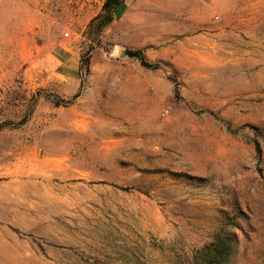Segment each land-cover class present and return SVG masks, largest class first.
Returning a JSON list of instances; mask_svg holds the SVG:
<instances>
[{"label": "rangeland", "instance_id": "obj_1", "mask_svg": "<svg viewBox=\"0 0 264 264\" xmlns=\"http://www.w3.org/2000/svg\"><path fill=\"white\" fill-rule=\"evenodd\" d=\"M102 4L0 0V264H264V0Z\"/></svg>", "mask_w": 264, "mask_h": 264}, {"label": "trees", "instance_id": "obj_2", "mask_svg": "<svg viewBox=\"0 0 264 264\" xmlns=\"http://www.w3.org/2000/svg\"><path fill=\"white\" fill-rule=\"evenodd\" d=\"M124 4V0H104L102 4L101 12L91 21L90 26H98V31L101 32L106 26H108L112 20L113 16L121 5ZM125 54L129 58L136 59L140 62L141 66L145 68H157L156 64L149 63L144 57L143 53L139 50H125ZM257 151L259 147L257 145Z\"/></svg>", "mask_w": 264, "mask_h": 264}, {"label": "crops", "instance_id": "obj_3", "mask_svg": "<svg viewBox=\"0 0 264 264\" xmlns=\"http://www.w3.org/2000/svg\"><path fill=\"white\" fill-rule=\"evenodd\" d=\"M97 1H101L102 3H103V1L104 0H97ZM122 6V5H121ZM121 6L119 7V8H117V10H116V12L118 11V10H120V8H121ZM115 12V13H116ZM58 48L59 49H55V50H57V57H59L58 59L57 58H55L58 62H59V64H66V65H69V71H68V73H67V77H75V75L77 74V72H78V69H77V67H76V65H75V67H71V66H73L75 63H74V58L73 57H71V56H69L70 55V52H69V50L68 49H66L65 47H63V46H61L60 44L58 45ZM64 59V60H63ZM60 60H62V61H64V62H61Z\"/></svg>", "mask_w": 264, "mask_h": 264}, {"label": "built area", "instance_id": "obj_4", "mask_svg": "<svg viewBox=\"0 0 264 264\" xmlns=\"http://www.w3.org/2000/svg\"><path fill=\"white\" fill-rule=\"evenodd\" d=\"M65 37H68V34L67 33L65 34Z\"/></svg>", "mask_w": 264, "mask_h": 264}]
</instances>
